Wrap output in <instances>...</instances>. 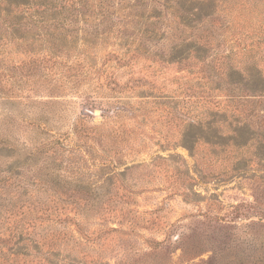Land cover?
Instances as JSON below:
<instances>
[{"label": "rangeland", "instance_id": "374dc122", "mask_svg": "<svg viewBox=\"0 0 264 264\" xmlns=\"http://www.w3.org/2000/svg\"><path fill=\"white\" fill-rule=\"evenodd\" d=\"M21 1L0 0V264H264V0Z\"/></svg>", "mask_w": 264, "mask_h": 264}, {"label": "trees", "instance_id": "16d2710c", "mask_svg": "<svg viewBox=\"0 0 264 264\" xmlns=\"http://www.w3.org/2000/svg\"><path fill=\"white\" fill-rule=\"evenodd\" d=\"M86 1H92V2H94V0H86ZM96 1V0H95ZM104 1H107V0H101L100 1V6H102V3H104ZM123 1V0H122ZM135 1V0H134ZM138 1H141V0H138ZM6 2V3H5ZM20 2H23V1H21V0H14L13 2H11V3H8V0H4V3L2 4V5H6V6H10V5H14V4H16V3H20ZM126 2H128V3H131V2H129V0H126ZM156 4H163V3H161V1H156L155 2ZM8 4V5H7ZM84 4H86V2H84ZM169 4V3H168ZM104 5V4H103ZM167 5V4H166ZM1 6V5H0ZM105 6V5H104ZM178 6H180L181 8H184L183 6H182V4L180 3ZM134 8H132V9H130V10H134L135 8H138V6H133ZM140 7V6H139ZM30 5H17V12H30ZM126 10H128L127 8H126ZM33 11H35V9L33 8L32 9V12ZM187 13H189V14H192L193 13V10H188L187 11ZM151 14V16H152V19H153V17H156L157 19H159L160 17H161V14H158V13H150ZM152 14H158V15H152ZM143 15H146V14H143ZM176 17V19H178V17L177 16H175ZM181 19V18H180ZM193 22H196L195 20H193ZM183 26H185V23H183V22H180ZM180 24V25H181ZM192 24V19L190 20V19H188V22H187V26H192L191 25ZM184 29H182V31H183ZM237 41L238 42H240V44H241V53L243 54V55H245V54H247L246 52L247 51H253L254 50V47H253V45H251L250 47H245V46H243V44H245L246 42H248L249 40H247V38L246 37H244V39H240V38H238L237 39ZM206 42V44H202V43H200L199 41H194V42H191L189 45H188V47L190 48V50H193L194 48H196L197 49V51L198 52H200V53H203L204 52V50L207 48V45H209L210 43H211V41H209V40H206L205 41ZM241 56V55H240ZM225 57V59L230 63V64H232L233 62H235L233 59H231V56H228V55H226V56H224ZM243 63H245V62H243ZM229 64V66H228V73L230 74L229 75V77H235V79H234V86H236V87H240V85H242L243 84V79H250L249 78V76H251V71H253L251 68L249 69V68H246V71H245V69H242V70H240V69H237V68H235L234 66H231ZM252 80H254V83L257 81V79L255 80V78H252ZM251 80V81H252ZM230 92H231V94L228 96V98L230 97V100L231 101H233L234 100V93L236 94V90H233L232 88L230 89ZM236 98V97H235ZM237 100H239L238 98H236ZM177 240H180V241H182V240H185V236L183 235V234H180L179 235V237L177 238Z\"/></svg>", "mask_w": 264, "mask_h": 264}, {"label": "water", "instance_id": "95a60500", "mask_svg": "<svg viewBox=\"0 0 264 264\" xmlns=\"http://www.w3.org/2000/svg\"><path fill=\"white\" fill-rule=\"evenodd\" d=\"M101 112L100 111H96V114L99 115Z\"/></svg>", "mask_w": 264, "mask_h": 264}]
</instances>
